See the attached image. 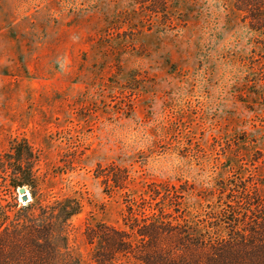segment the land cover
I'll list each match as a JSON object with an SVG mask.
<instances>
[{
    "label": "rangeland",
    "instance_id": "374dc122",
    "mask_svg": "<svg viewBox=\"0 0 264 264\" xmlns=\"http://www.w3.org/2000/svg\"><path fill=\"white\" fill-rule=\"evenodd\" d=\"M24 140L39 195L82 205L67 237L85 263L87 229L125 227L128 205L156 192L202 225L227 201L221 186L246 180L264 195V31L235 0H0L10 206L25 201L3 162ZM112 175L128 180L115 188Z\"/></svg>",
    "mask_w": 264,
    "mask_h": 264
},
{
    "label": "trees",
    "instance_id": "16d2710c",
    "mask_svg": "<svg viewBox=\"0 0 264 264\" xmlns=\"http://www.w3.org/2000/svg\"><path fill=\"white\" fill-rule=\"evenodd\" d=\"M235 4L251 29L264 31V0ZM9 157L3 162L9 186L30 187L32 198L10 206L0 197V264H88L68 247L69 222L81 213L80 201L39 195L33 167L38 157L27 140ZM122 178L108 180L122 188L128 175ZM258 184L221 186L227 201L211 208L202 225L174 217L178 204L169 193L156 192L155 202L132 201L125 227L97 223L87 229L89 264H264V195Z\"/></svg>",
    "mask_w": 264,
    "mask_h": 264
},
{
    "label": "water",
    "instance_id": "95a60500",
    "mask_svg": "<svg viewBox=\"0 0 264 264\" xmlns=\"http://www.w3.org/2000/svg\"><path fill=\"white\" fill-rule=\"evenodd\" d=\"M19 191L21 194H23V200L25 202L31 200V196H30V194H28V191L25 187H21Z\"/></svg>",
    "mask_w": 264,
    "mask_h": 264
}]
</instances>
